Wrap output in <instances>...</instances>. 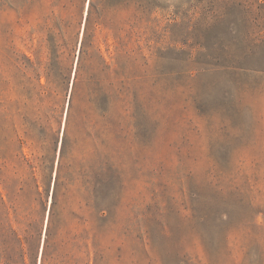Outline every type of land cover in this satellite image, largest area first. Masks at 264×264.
Instances as JSON below:
<instances>
[{"label":"rangeland","instance_id":"rangeland-1","mask_svg":"<svg viewBox=\"0 0 264 264\" xmlns=\"http://www.w3.org/2000/svg\"><path fill=\"white\" fill-rule=\"evenodd\" d=\"M0 264H264V0H0Z\"/></svg>","mask_w":264,"mask_h":264}]
</instances>
